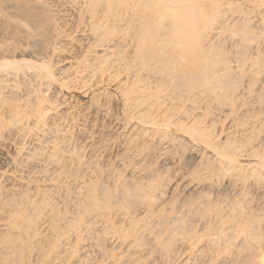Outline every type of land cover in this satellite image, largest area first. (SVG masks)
<instances>
[{
    "label": "bare ground",
    "instance_id": "bare-ground-1",
    "mask_svg": "<svg viewBox=\"0 0 264 264\" xmlns=\"http://www.w3.org/2000/svg\"><path fill=\"white\" fill-rule=\"evenodd\" d=\"M55 1L87 25L75 30L83 56L53 62L54 75L37 65L48 47L31 50L22 22L47 14V2L0 0V145L17 156L1 178L35 189L0 199V264H264V35L219 16L241 5L264 26V0ZM98 50L107 54L88 63ZM20 52L37 64L20 67ZM87 71L113 83L127 139L102 172L88 145L42 122L51 89Z\"/></svg>",
    "mask_w": 264,
    "mask_h": 264
},
{
    "label": "rangeland",
    "instance_id": "rangeland-1",
    "mask_svg": "<svg viewBox=\"0 0 264 264\" xmlns=\"http://www.w3.org/2000/svg\"><path fill=\"white\" fill-rule=\"evenodd\" d=\"M45 1L49 6V11L47 14H38V16L34 19H31L24 15L22 17L23 18L22 22L25 24V26L34 29L35 36L33 38V42L30 44L31 50L38 51L42 47L43 48L48 47L49 59H46L45 62L43 63L37 64L35 63L36 57L34 54L28 53L27 55H24V53L20 52V54H18L17 56V60L19 61L24 59L25 61V62L19 61L20 67H26V66L32 67L35 64L39 65L40 67L42 66L41 64H43L44 70L51 71L55 75L57 70L50 69V66L53 64V62L60 61V64L58 66H60L59 68H61L67 66L68 62L71 61L73 57L81 58L83 56L84 51L80 49L79 45L77 44V39H80V37L75 33V30L77 26L80 24L82 28L85 27L87 25V22L84 23V22H78L76 19L73 20V17H71L69 13H66L65 10L59 7V3L57 1L55 0H45ZM239 7H243V6L233 4L231 6H223V9L220 8L219 11V16L221 17L220 20L222 19V16L228 17V21L227 23H225L224 27L228 28L231 31L234 30V32L238 34L240 33L243 34L244 32L248 31L249 33L254 35H259L260 33H263L264 35V26L261 25L257 26V24L252 23L248 19L244 20L243 17L240 15V12H238L237 14V9ZM245 8L239 9V11H243V9ZM255 8L253 9L254 11H256ZM248 21L250 27L248 26ZM224 31L227 30L224 29ZM1 34L5 38L10 37L11 36L10 29L5 27L4 30L1 31ZM68 34H70L69 35L70 37L67 36ZM70 38L74 39V42H71ZM14 39L15 41H17L16 45L20 46V49L25 47L24 41L21 40L19 37H15ZM106 54L107 52H102L99 50L92 52L87 57L89 61L88 63H90V61L94 57H98V56L102 57V55L104 57ZM32 61L35 64H33ZM91 67L92 70L95 71L96 68L94 67V65H91ZM91 75L92 74L90 73V71H87V73H81L80 75H78L80 76V78L78 79L80 81H74L69 83H67L66 81L65 82L67 83L66 89L64 88L60 90L57 86H54V88L51 89L50 93L47 96L48 97L47 99L49 101L45 100L44 102H41V110L43 114L42 122L43 125H45L46 128H48L50 131L53 130L52 132L55 131L54 133L56 134L58 133L59 134V135L57 134L58 138L60 137L62 138V136L64 137L71 136L73 139H75V143L78 149L82 148L83 145L84 146L88 145L90 149L86 151L87 156L88 157L89 155H91V157L95 156L98 159L97 167L100 166L99 168L101 170L99 168L98 169L102 172L105 171V169L107 170L108 168L113 167L117 163V161L121 157L120 155H122L121 149L124 146L123 144H125L127 139L126 138L122 139L118 134L119 131L117 132L118 126L116 125L117 122L116 119L121 118V112H120L121 108L119 104H117L118 103L116 101L117 97L113 92V88H114L113 83L109 82V80L107 79L108 77H106L105 79L106 81L104 80L105 84L104 83L102 84L100 83V78H96L93 76L91 77ZM100 84H101L100 86L101 88L98 86ZM106 84L107 86L109 84L110 87L108 86L109 87L108 88ZM83 86H85V89L87 88L92 89L91 91H89L88 97L86 98L83 97L81 92L79 93L78 90H77L78 92L76 91V89H80ZM254 88L256 90L258 86L254 85ZM47 107L48 109L46 110ZM108 136L109 137L111 136L113 139L111 137L109 138ZM36 137L37 136H35V138ZM105 137H108V139L111 141H108L109 143L108 142L105 143V145L109 144L108 147L101 148L103 147L102 145H104ZM34 140L32 139V141ZM157 155L158 152L157 153L151 152L149 153L148 156H145V158L148 159L146 161V159L144 158L145 160L144 164L145 165L147 164L146 165V167L148 166L147 168L149 167L152 168L155 165L158 158ZM15 156L11 152V147L7 143L0 145V192H1L0 199L1 200H4L7 197L4 191L9 187H14V188L16 187V190L23 192V194H26V192L27 194L35 193L34 188L23 189L24 187H21V185L16 182L13 183L11 181L1 178L2 173L12 172L14 170L15 166L12 165H14V162L16 163L17 161V156L16 157ZM6 161L9 162L10 164L7 163ZM149 161L151 163L153 162L152 163L153 165L152 164L149 165ZM6 163L8 166L6 165ZM177 163L178 162L173 164L171 163L170 167L168 166L170 169V173H167L164 176L166 178L165 180H169L167 179V177L170 179L172 178L171 176L173 175V173L171 171L176 169L175 165ZM12 184L14 185L17 184V185L14 186ZM109 188L111 190V186H109Z\"/></svg>",
    "mask_w": 264,
    "mask_h": 264
}]
</instances>
